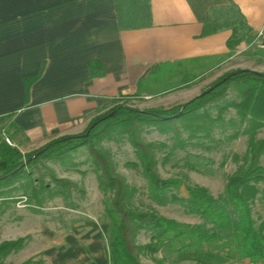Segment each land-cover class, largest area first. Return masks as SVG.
Here are the masks:
<instances>
[{"label":"crops","instance_id":"0c3cea01","mask_svg":"<svg viewBox=\"0 0 264 264\" xmlns=\"http://www.w3.org/2000/svg\"><path fill=\"white\" fill-rule=\"evenodd\" d=\"M232 5L252 31L234 51L230 30L205 35L211 11ZM260 34L264 0H0V117L15 113L14 143L40 149L80 136L117 99L189 102L205 81L251 71L237 57ZM171 75L182 83L160 90Z\"/></svg>","mask_w":264,"mask_h":264},{"label":"trees","instance_id":"16d2710c","mask_svg":"<svg viewBox=\"0 0 264 264\" xmlns=\"http://www.w3.org/2000/svg\"><path fill=\"white\" fill-rule=\"evenodd\" d=\"M227 30L232 32L227 43L231 51L237 50L251 38L250 27L233 5L211 11V21L205 35ZM224 79L227 80L217 86ZM35 81L37 78L26 81L28 90ZM231 86L237 87L240 100L232 102L229 108L235 110L240 126L243 127L242 134L249 137V142L247 153L242 160L243 164L228 179L226 196L232 208L228 211L212 198L205 188L188 185L179 179H162L156 171L154 147L144 143L141 133L144 128L152 127L164 135L173 134L179 137L181 132H185L191 139H196L203 133L209 137L214 125L221 120L220 118L213 120L200 111L215 99L223 97ZM211 88L213 89L211 92H204L202 96L177 106L171 112L162 110L142 112L117 106L107 114L95 118L82 135L51 141L28 154H23L18 145H10L6 141L15 142L13 124L9 123L7 128H1L6 122L11 121L15 113L0 117V200L8 202L12 198L11 194L21 191L30 204L42 208L56 198H70L76 186L55 176L46 181L38 170V165L43 160L64 163L68 160L70 152L79 146L88 145L99 188L106 196L104 207L109 222L106 231L109 264H143L140 260L142 250L155 251L152 246L141 247L137 244V236L144 230L168 238L173 236L170 242L182 244L175 250L180 253L186 247L212 245L221 238L224 239L221 237L222 233L229 232L230 235L224 241V246L229 249L225 260L237 259L249 264H264V221H256L251 210L259 195L264 202V138H257L259 131L264 129V74L250 70H235L225 74ZM111 114L110 118L102 120ZM93 125L94 128L88 136L83 137ZM121 137L126 138L134 148L138 164L133 166L142 172L149 187L150 197L154 201L164 205L170 201L168 193L171 190H183L189 213L212 224L217 232L208 236L193 229L186 231L171 219L152 211L137 209L132 202L133 190L116 172L109 154L95 148L96 144L104 140L118 141ZM40 151L43 153L33 158ZM35 170H38V177H35ZM16 185L19 187L15 188ZM7 188L14 189L7 192L5 191ZM172 199L178 200L176 196H172ZM22 242L20 239L2 243L0 264H5V259L22 247ZM206 255L213 256L210 252ZM199 264L212 263L201 261Z\"/></svg>","mask_w":264,"mask_h":264},{"label":"rangeland","instance_id":"374dc122","mask_svg":"<svg viewBox=\"0 0 264 264\" xmlns=\"http://www.w3.org/2000/svg\"><path fill=\"white\" fill-rule=\"evenodd\" d=\"M237 58L243 59L244 67L252 68V72L264 74V50L258 49L256 44L244 47ZM237 61L241 60L237 59ZM167 69L157 73L156 77L167 76L169 73ZM219 79L205 81L197 91V97L210 90ZM182 81L181 77L171 75L158 88L167 90ZM176 97L173 95L148 101L135 97L117 99L111 102L99 116L107 114L117 106L142 112L158 110L171 112L177 106L188 102ZM239 100L237 87L231 86L223 97L215 99L200 111L213 120L218 118L221 120L214 125L209 137L203 133L196 139H191L185 132H181L179 137L173 134L164 135L152 127L144 128L141 133L144 143L154 147L156 171L162 179H179L188 185L205 188L208 194L228 211L232 209L226 196L228 179L243 164L242 160L247 153L249 142V137L242 134L243 127L240 126L235 110L229 108L232 102ZM8 125L9 122H6L1 128L5 129ZM257 138H264V129L259 131ZM9 142L19 144L18 139L16 143ZM19 148L25 154L39 150V148L21 149L20 145ZM95 148L109 154L116 172L133 190L132 202L137 209L152 211L171 219L186 231L193 229L208 236L217 232L212 224L189 213L183 190H171L168 193L170 201L164 205L150 197L149 187L142 172L133 166L138 164V160L134 148L126 138L121 137L118 141L104 140L96 144ZM38 170L46 181H49L51 176H55L72 182L76 188L70 198H56L47 202L42 208L30 204L21 191L11 194L12 198L8 202L0 200V245L20 239L23 241L22 247L5 259V264H88L87 262L106 264L104 260L102 263L94 258V246H91L93 244L91 241L98 238L102 250L108 252L106 231L109 222L104 207L106 196L99 188L89 146H79L75 151L70 152L68 160L64 163L43 160L38 165ZM38 170L34 171L35 177L39 175ZM18 187L19 185H16L15 188ZM11 189L14 188H7L5 191L10 192ZM172 196H176L178 200L174 201ZM251 210L256 221H264V202L261 195L252 204ZM221 235L224 239L221 238L212 245L186 247L180 253L175 250L182 244L176 241L170 242L173 236L168 238L144 230L138 234L137 244L141 247L152 246L155 251L142 250L140 260L143 264H199L201 261L212 264H249L237 259H224L229 250L224 246V241L230 234L226 232ZM185 244L187 245L188 242ZM207 252L212 253L213 256H207Z\"/></svg>","mask_w":264,"mask_h":264},{"label":"water","instance_id":"95a60500","mask_svg":"<svg viewBox=\"0 0 264 264\" xmlns=\"http://www.w3.org/2000/svg\"><path fill=\"white\" fill-rule=\"evenodd\" d=\"M226 80H227V79H224L223 81H221L220 83H218L217 86L222 85ZM212 90H213V89L211 88V89L208 90L207 92H211ZM200 96H202V95H200ZM111 116H112V114L109 115V116H107V117H105V118H103L102 120H105V119H107V118H110ZM93 128H94V125L90 128V130L88 131V133H87L86 135H83V137L88 136V134L90 133V131H91ZM42 153H43V151H40V152L37 153L33 158H36V157L40 156Z\"/></svg>","mask_w":264,"mask_h":264},{"label":"built area","instance_id":"2783aa9c","mask_svg":"<svg viewBox=\"0 0 264 264\" xmlns=\"http://www.w3.org/2000/svg\"><path fill=\"white\" fill-rule=\"evenodd\" d=\"M254 44H256L258 49L264 50V42H263L261 34L257 37L256 41L253 42V44H251V45H254ZM6 141L11 145V143L8 140H6Z\"/></svg>","mask_w":264,"mask_h":264}]
</instances>
